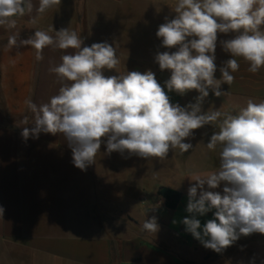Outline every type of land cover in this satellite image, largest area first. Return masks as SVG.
<instances>
[{"label": "crops", "instance_id": "obj_1", "mask_svg": "<svg viewBox=\"0 0 264 264\" xmlns=\"http://www.w3.org/2000/svg\"><path fill=\"white\" fill-rule=\"evenodd\" d=\"M124 1L61 0L36 24L31 22L37 15L34 9L30 15L15 17L14 29L0 27V206L4 209L0 216V264H241L230 254L236 242L252 235H263L264 241V234L241 235L217 253L205 248L182 223L192 216L186 211L188 188L195 183L191 179L219 169V147L216 151L206 147L212 133L219 130L215 124L194 130V138L185 141L193 145L188 152L170 150L163 160L127 152L109 154L106 141L102 142L95 163L85 171L74 166L62 134L42 132L38 138L22 137L24 127L34 126V114L25 101L31 99L39 105L57 94L60 85L49 68L75 50L49 46L43 50V59L37 60L31 46L8 48L9 36L19 33L20 39H26L36 30L54 35L69 28L81 36L82 47L91 46L103 42L108 24L119 18L117 9ZM33 4L38 7L39 0ZM228 38L224 34L219 37ZM117 57L119 65L105 70L106 76L151 70L162 87L170 78V72H162L134 54ZM230 58L218 43L217 79L221 78L219 68ZM237 59L240 68L232 73L234 82L221 85L226 93L220 97L209 89L202 111L236 114L249 98L264 101V67L253 74L247 70L248 63ZM168 95L173 104L186 106L195 103L199 93L192 90L181 96L173 91ZM25 117L28 124L23 122ZM223 187L221 184L213 191L222 193ZM161 188L181 194L175 210L165 207L158 195ZM214 211L196 218L203 226L214 218ZM153 216L160 226L156 233L142 229L145 220Z\"/></svg>", "mask_w": 264, "mask_h": 264}, {"label": "clouds", "instance_id": "obj_2", "mask_svg": "<svg viewBox=\"0 0 264 264\" xmlns=\"http://www.w3.org/2000/svg\"><path fill=\"white\" fill-rule=\"evenodd\" d=\"M61 0H0V27L14 29L15 17L37 13L31 22ZM174 18L165 17L156 36L161 47L175 51L158 52L155 62L161 71H170L162 87L153 71H127L105 75L120 61L116 49L107 42L83 46V39L69 28L54 35L36 30L20 39L10 35L8 48L31 46L37 60L43 50L74 49L64 54L60 63L49 68L60 87L48 102L37 105L31 99L25 104L34 114V126L24 127L21 135L38 138L40 133L62 134L72 152L75 167L85 171L106 141L107 153L118 152L144 159L168 157L170 150L188 152L193 145L194 130L215 124L206 147H219V169L196 175L188 188L186 211L192 216L182 220L185 230L202 245L217 253L232 246L241 235L264 234V101L249 98L236 114L202 111L209 89L216 97L225 95L221 85H231L239 70L237 58L248 63L256 74L264 67V0H176ZM221 34L230 36L220 40ZM231 58L219 68L217 79L216 49ZM195 90V103L173 104L168 95L184 96ZM28 124V118H24ZM224 185L222 193L213 191ZM207 186V187H205ZM214 211V218L201 225L196 215ZM4 209L0 206V216ZM176 221L173 220V224ZM157 218L145 220L142 229L159 231Z\"/></svg>", "mask_w": 264, "mask_h": 264}, {"label": "rangeland", "instance_id": "obj_3", "mask_svg": "<svg viewBox=\"0 0 264 264\" xmlns=\"http://www.w3.org/2000/svg\"><path fill=\"white\" fill-rule=\"evenodd\" d=\"M175 2L176 0H125L118 6L119 18L108 24V31L104 33L102 41L112 45L117 54H134L141 61L153 63L160 70L155 62V55L176 49L161 47L162 40L156 36V32L159 25L165 22V17L174 18L172 8ZM263 247V235H252L245 241H237L230 254L235 255L241 264H264Z\"/></svg>", "mask_w": 264, "mask_h": 264}, {"label": "trees", "instance_id": "obj_4", "mask_svg": "<svg viewBox=\"0 0 264 264\" xmlns=\"http://www.w3.org/2000/svg\"><path fill=\"white\" fill-rule=\"evenodd\" d=\"M158 195L163 198L165 207L171 211L177 208L181 199V194L168 188H161L158 191Z\"/></svg>", "mask_w": 264, "mask_h": 264}]
</instances>
